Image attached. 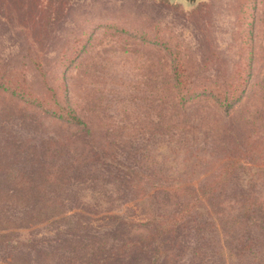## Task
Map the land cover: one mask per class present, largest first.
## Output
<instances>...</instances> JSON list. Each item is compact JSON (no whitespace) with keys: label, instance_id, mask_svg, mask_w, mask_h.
Here are the masks:
<instances>
[{"label":"rangeland","instance_id":"374dc122","mask_svg":"<svg viewBox=\"0 0 264 264\" xmlns=\"http://www.w3.org/2000/svg\"><path fill=\"white\" fill-rule=\"evenodd\" d=\"M3 12L0 84H24L39 100H10L0 88V136L28 140L23 146L32 144L36 157L57 149L67 159L59 162L69 178L60 196L79 226L62 220L8 232L1 262L49 253L56 264L59 256L83 259L93 242L115 243L109 235L117 219L142 217L127 182L147 190L210 182L218 143L247 163L224 179L242 183L246 196L264 195V0H76L40 52L27 46L32 33L18 24L23 19ZM239 83L241 99L237 91L226 101ZM68 140L80 141L77 149L57 144ZM256 219L239 260L223 262L207 231L184 234L179 264H264V212Z\"/></svg>","mask_w":264,"mask_h":264},{"label":"trees","instance_id":"16d2710c","mask_svg":"<svg viewBox=\"0 0 264 264\" xmlns=\"http://www.w3.org/2000/svg\"><path fill=\"white\" fill-rule=\"evenodd\" d=\"M75 1L0 0V18H5L3 11H7L18 16V19H23L18 24L26 32L32 33L27 46L31 51L40 52L48 45L46 36L50 29H54L60 15L68 11ZM36 66L40 67V63ZM25 82L23 78V83ZM9 84L11 81L7 79L0 84V88L9 92L10 100L14 97L24 102L39 100L24 84L14 86L11 90L8 89ZM238 86L242 85L239 83L237 87L227 91L224 97L226 101L236 97L237 91L240 93L235 101L241 99L244 89L238 90ZM203 89L207 91V88ZM56 111L51 110V114L57 115ZM58 115H64L70 125L78 123L72 122L68 113H61L59 110ZM23 143L29 141L8 140L0 136V238L13 230L42 223L64 220L68 222V226H79L78 220H72L77 212L69 210L65 199L60 196V191L65 189L64 183L69 178L65 177L63 166L59 162H66L67 159H61L57 149L49 155L42 151L36 157L34 151H30L34 146L31 144L26 149ZM68 143L63 145L57 142L60 148L72 146L77 149L80 141L68 140ZM217 149L221 155L210 160V166L214 170L210 173L214 176L210 182L181 186L148 184L149 190L140 181L127 182V188L134 192L131 202L142 213V217L138 220L117 219L114 231L109 235L115 243L107 246L101 240L96 245L93 242L95 247L83 259L74 258V255L59 256L55 263L127 264L135 258H141L145 262L153 261L156 264H179L187 246L184 234L193 237L207 231H211L210 240L217 244L219 256H224L223 262H227L226 259L239 260L244 252L245 231L256 226L257 215L264 212V195L246 196L247 190L244 192L242 183L233 184L224 179L243 171L247 163L235 156L238 150L231 151L220 143L216 144V151ZM252 187V190H256L260 186L253 184ZM177 192L180 196H177ZM87 224L90 225L89 222ZM77 243L85 249L90 247L81 241ZM194 253L199 252L194 248ZM49 255L44 253L37 262L23 264H50L51 261L47 258ZM0 264H17L16 257H10L8 261L0 260Z\"/></svg>","mask_w":264,"mask_h":264},{"label":"water","instance_id":"95a60500","mask_svg":"<svg viewBox=\"0 0 264 264\" xmlns=\"http://www.w3.org/2000/svg\"><path fill=\"white\" fill-rule=\"evenodd\" d=\"M185 4L192 6L196 4L199 0H182Z\"/></svg>","mask_w":264,"mask_h":264}]
</instances>
